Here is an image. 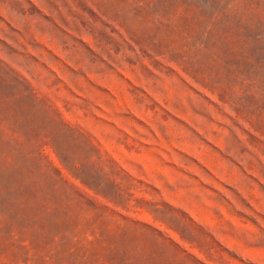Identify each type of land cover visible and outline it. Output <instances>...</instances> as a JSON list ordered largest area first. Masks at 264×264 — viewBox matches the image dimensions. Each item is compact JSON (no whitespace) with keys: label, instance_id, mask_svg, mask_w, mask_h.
Returning <instances> with one entry per match:
<instances>
[{"label":"rangeland","instance_id":"374dc122","mask_svg":"<svg viewBox=\"0 0 264 264\" xmlns=\"http://www.w3.org/2000/svg\"><path fill=\"white\" fill-rule=\"evenodd\" d=\"M0 264H264V0H0Z\"/></svg>","mask_w":264,"mask_h":264}]
</instances>
